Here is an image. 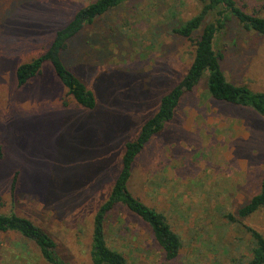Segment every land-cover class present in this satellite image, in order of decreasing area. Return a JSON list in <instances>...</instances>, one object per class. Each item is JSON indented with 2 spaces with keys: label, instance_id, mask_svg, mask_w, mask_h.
<instances>
[{
  "label": "rangeland",
  "instance_id": "obj_1",
  "mask_svg": "<svg viewBox=\"0 0 264 264\" xmlns=\"http://www.w3.org/2000/svg\"><path fill=\"white\" fill-rule=\"evenodd\" d=\"M93 1L0 0V212L42 226L68 264H93V217L120 171L125 144L185 76L201 33L189 39L173 32L200 11L198 0H130L86 25L63 52L95 93L93 110L68 94L49 63L19 87L17 67L45 52L58 29ZM236 1L264 16V0ZM231 22L216 41L225 74L264 92V35ZM263 176L264 118L216 100L204 79L139 154L129 184L181 236L179 255L167 260L150 227L123 205L108 216V245L126 264H248L253 241L245 226L264 235V211L240 217L238 210ZM0 264L49 263L34 243L0 232Z\"/></svg>",
  "mask_w": 264,
  "mask_h": 264
},
{
  "label": "trees",
  "instance_id": "obj_2",
  "mask_svg": "<svg viewBox=\"0 0 264 264\" xmlns=\"http://www.w3.org/2000/svg\"><path fill=\"white\" fill-rule=\"evenodd\" d=\"M130 0H95L80 8L72 19L56 35L45 52L28 62L21 63L16 70L18 86L26 85L42 73L46 63L51 64L56 76L67 92L82 107L93 110L97 98L92 89L66 64L63 52L86 25L94 23L121 3ZM202 3L200 11L173 29L176 34L195 40V53L185 76L165 93L157 111L147 119L135 138L125 144L120 171L106 200L99 206L93 217L91 258L93 264H126V257L112 249L107 242L106 224L110 213L119 205L125 206L138 216L151 229L152 234L164 252L167 260L175 259L182 248L181 236L175 232L166 215L148 205L130 189L135 161L153 137L162 133L174 118L175 111L183 96L193 91L206 79L209 94L219 101L249 107L264 118V92L252 89L247 84L231 82L223 69V54L217 52L216 41L227 26L235 20L247 30L264 35V16L247 12L236 0H198ZM4 156L0 145V158ZM18 173L12 183V191L17 186ZM264 211V176L260 190L248 203L238 210L240 217H247ZM231 221H237L233 215ZM253 241L252 257L248 264H264V235L257 229L245 226ZM0 232L16 233L25 242L34 243L43 259L49 264H68L57 251L55 239L42 226L31 218L18 213L0 212Z\"/></svg>",
  "mask_w": 264,
  "mask_h": 264
}]
</instances>
